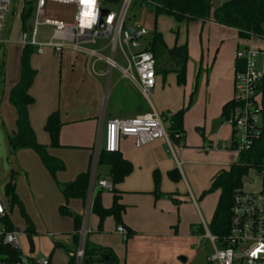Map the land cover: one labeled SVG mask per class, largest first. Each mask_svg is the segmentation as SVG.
<instances>
[{"label": "crops", "instance_id": "crops-1", "mask_svg": "<svg viewBox=\"0 0 264 264\" xmlns=\"http://www.w3.org/2000/svg\"><path fill=\"white\" fill-rule=\"evenodd\" d=\"M209 1L210 18L194 21H199L202 25L211 24L218 36H225L234 43V51L229 56H221L219 53L218 58L229 68L230 72L225 77L228 82L232 78L233 85L231 72L234 73L236 51L244 47L264 49V36L242 39L236 29L216 23L213 10L229 0ZM58 6L60 5L49 6V9L55 11L56 18L69 21L73 6L61 5L67 8L65 13L53 8ZM171 18L174 24H169L170 43L164 40L167 48L174 45L179 48L185 45L187 48L183 41L180 42L179 33L181 26L188 22H177ZM12 23L13 20L7 25L4 36L16 46H10L9 42L0 46V181L4 180L0 183V189L8 207L6 185L10 175L14 174V191L20 204L14 206L23 212L24 204L31 216V220L26 218L24 229L27 238L30 233L32 239L29 255L39 257L43 237L45 240V237L52 239L55 236L53 243L67 251V260L78 248L80 236L76 244L73 240L72 217V223L66 224L63 229L52 233L47 231L46 236L39 235L43 234L42 226H45V230L49 228L45 219L46 212L51 207L55 209L66 204L70 212L80 216L83 208L82 227L85 229V236L93 244L110 248L117 257L118 264H178L180 255L184 252V244H191L197 236L205 238L206 230L209 231L208 226L217 203L215 196L203 192L209 189L219 170L234 164L220 159L224 151L229 150L220 146L228 145L233 133L232 127L222 116V107L232 99L233 89L221 90L217 93L215 102H205L202 111L197 110V103L190 107V111H185L189 84L185 79L186 69L180 72L179 66L176 72L165 71L172 67L170 64L157 68L156 83L147 100L122 76L121 71L126 68L127 61L121 49L120 60L124 66L115 61L114 52L113 59L117 67H112L108 75V66L104 61H97L103 67L96 71L95 63L92 72L88 65V56L84 53L66 48L56 55L46 48L41 54H37L43 56L37 60L34 51L29 57V64L36 71L29 88L34 102L27 107V112L36 140L45 145L48 154L59 163L58 170L52 174L34 150L22 148L12 152L7 142L8 137L17 132V112L10 102L9 94L21 77L20 58L24 47L18 41L20 33L30 25L31 17L23 29L19 15L18 34L14 39L11 37ZM126 23L129 27L134 26L128 21ZM84 45L97 49L103 56L110 55L106 38L98 40L94 46ZM145 48L140 44V50ZM9 50H12L10 57ZM124 51L126 52L125 48ZM16 56L17 59L12 65L13 72L8 75L9 58L15 60ZM261 102L264 105L262 99ZM153 110L167 121L164 124L166 138L154 140L141 147H137L131 137L120 139L118 152L132 164L131 173L114 186L119 191V203L123 206L121 222H115L109 235L107 231L96 233L94 228L98 218L91 214L90 227L87 229L90 204L96 191L100 189L97 181H110L109 165H98L95 154L100 124H105L109 119L131 118ZM55 111L59 113L63 123L59 133V146L56 147L50 145V137L44 130L47 116ZM173 128L179 131L182 129V136H171ZM88 171L90 178L94 176L92 192L89 179L84 200L70 198L66 201L61 193L62 185ZM172 171L175 178L170 177ZM154 173L158 174L159 180L156 192ZM16 192L21 194L20 199ZM215 192L219 196V191ZM101 201L106 208L112 204V200L110 203L107 198ZM53 217H56V212ZM112 218L108 217L109 220ZM118 225L127 231L125 238L116 231ZM20 235L21 233L19 237ZM57 247L53 246L49 255L43 256L48 258L49 264H52V253Z\"/></svg>", "mask_w": 264, "mask_h": 264}, {"label": "built area", "instance_id": "built-area-1", "mask_svg": "<svg viewBox=\"0 0 264 264\" xmlns=\"http://www.w3.org/2000/svg\"><path fill=\"white\" fill-rule=\"evenodd\" d=\"M104 0H94L91 5H84L80 0H36L30 25L20 33L19 44L22 47H32L41 54L46 48L56 55L63 49H71L88 56V65L93 72L97 61H104L108 72L117 67L113 54L120 47L125 55L127 66L122 69V76L132 83L148 100L156 83V62L153 54L146 49H139L140 39L146 30L139 25L129 29L126 23L127 11L132 0H105L117 4L115 9L103 5ZM10 0L0 1V46L9 42L4 36L10 14ZM148 6L154 3L145 2ZM54 5L73 6L71 19L56 18L55 11L49 9ZM101 10H106L100 16ZM21 14V13H20ZM19 14V15H20ZM13 17V15H12ZM11 17V18H12ZM102 20V26L99 21ZM50 30L45 41L38 40L39 28ZM108 39L109 56L101 55L94 46L100 39ZM126 49V52L124 51ZM236 62H242L241 69L234 66L233 95L235 103L229 116L225 119L232 127V138L223 149L237 150L238 154L248 150L261 125V113L264 105L259 99L263 90L260 89L264 78V49L244 47L235 53ZM103 133V144L101 135ZM131 137L137 147L144 146L154 140L166 138L167 133L162 116L156 111L138 114L131 118L109 119L98 128V143L95 154L99 150L117 152L120 139ZM176 137H178L176 135ZM261 185L257 191L235 190L230 207L229 230L226 235L217 236L206 230V239L212 245V252L206 257V264H264V171L261 172ZM94 176L90 178V192L93 190ZM97 187L112 190L113 185L108 180H98ZM8 214L5 197L0 192V217ZM116 231L126 237L127 231L121 225ZM2 232V243L18 252L17 259L0 257V264H49L47 257H37L24 254L20 249L19 232L15 229ZM79 246L72 254L75 264H80L83 255L85 230L79 231Z\"/></svg>", "mask_w": 264, "mask_h": 264}, {"label": "trees", "instance_id": "trees-1", "mask_svg": "<svg viewBox=\"0 0 264 264\" xmlns=\"http://www.w3.org/2000/svg\"><path fill=\"white\" fill-rule=\"evenodd\" d=\"M150 1L155 4L153 12L155 18L160 14L173 17L177 22H189L193 20H208L211 16V4L209 0H140ZM31 9L23 10L20 14L22 28L25 29L27 20L31 17ZM214 21L220 25L237 30L238 36L242 39L264 36V0H229L223 2L213 10ZM150 51L156 62L157 68L164 64L172 65L165 71L184 72L188 59L186 46L177 47L174 45L167 48L163 36L156 29L153 31L148 46L145 48ZM34 52L32 47H24L20 58L21 77L19 82L10 91L9 99L17 112V132L8 137V145L12 152L18 149L30 148L34 150L42 160L43 164L54 174L59 163L47 152V147L36 140L35 134L30 126L27 107L34 102V98L29 94V88L33 82L36 71L29 64V57ZM242 62H235V68L241 69ZM260 89H264V78ZM233 100L225 103L222 107V116L226 119L234 106ZM261 125L259 132L254 138L251 147L239 153V160L231 164L227 169H221L213 178L208 190L203 194L218 190L219 196L214 209L209 232L213 235L223 236L228 233L230 222V207L232 195L235 190L242 187L243 178L250 168L258 172L264 171V107L261 113ZM63 123L57 111L50 113L44 124V130L50 137L51 146H59V133ZM183 130L171 129V136H182ZM97 164H108L110 171V181L113 188L112 204L110 207H103L101 203L102 189H98L92 198L90 211L98 218V231L102 229L103 220L112 216L116 224L121 222L123 206L119 203V191L114 187L129 175L132 171V164L117 152H106L100 149L97 156ZM173 171L170 177L175 178ZM14 174L10 175V180L6 185V195L9 197V210L14 205L20 204L16 200ZM90 179V171L81 173L74 180L62 185L61 193L67 201L70 198L84 200L87 196ZM158 174L154 173L155 192L158 190ZM59 211L63 215H69L73 219V240L77 244L79 231L82 227V217L70 212L66 204L60 206ZM2 229L10 231L13 229L8 214L0 217ZM127 236V235H126ZM28 241L32 245L31 234L28 233ZM57 247V243L54 244ZM0 257L17 259L18 252L2 243V232H0ZM118 264V259L113 251L108 247H103L91 243L85 236L83 244V255L80 264ZM66 264H75V257L70 255Z\"/></svg>", "mask_w": 264, "mask_h": 264}, {"label": "rangeland", "instance_id": "rangeland-1", "mask_svg": "<svg viewBox=\"0 0 264 264\" xmlns=\"http://www.w3.org/2000/svg\"><path fill=\"white\" fill-rule=\"evenodd\" d=\"M9 4H10V14L7 25H9L11 20H13L11 37L14 39L18 34L19 14L23 10H27L29 7H32L31 9V16H32L34 12L36 0H10ZM103 5L110 7L112 9H115L117 7V4H113L105 0L103 1ZM53 8H55L58 12L61 13L63 12L65 13L67 11V8L61 5ZM152 8L153 6H148L143 1L132 0L130 7L127 11L126 20L128 21V23L133 25H139L140 27H143L147 31L146 34L140 39V44H142L143 48L148 46L153 31L155 29L162 34L164 40L170 43L169 31L171 30H169L170 27L169 24L170 23L174 24L173 19L170 16H165V15L164 16L159 15L157 18H155ZM11 17L13 19H11ZM49 34H50L49 29L40 27L39 35L37 39L42 40L44 39V37L47 38ZM179 35H180V42L183 41V44H186L188 49V59L185 66L186 69L185 79H187L186 81L189 84V88H188L189 91L187 94L185 111L189 110L190 107L192 108V105L194 106L196 103H197V110L202 111L205 102L208 100H212V102H215L217 93L221 92V90L229 89L230 91H232L233 89L232 78H230V81L228 82L226 81V77H225L226 73H229L230 70L228 67L222 64L220 62L221 60L220 59L218 60V58L220 56L219 53L221 54V56H225V57L229 56L230 53L234 51L235 46L234 43L230 42L225 36L222 38L221 36H218L219 34L214 32L213 26L211 24L204 23L202 25L201 22L194 20L189 21L187 25L181 26ZM221 39L223 40L221 41ZM10 42L11 41H9L10 46H16L14 45V42L11 43ZM15 53L17 55V52ZM8 54L10 57L11 56L10 54H12V50H9ZM37 54L38 53L34 55L35 59L40 60L43 56H39ZM16 59L17 56L15 57V60L9 58L10 67L9 70L7 71L8 75L12 74L13 72L12 65L14 64V61H16ZM115 61L118 64L122 63V61L120 60L119 46H117L115 51ZM122 66H124L123 63ZM102 67L103 64L96 62L95 70L96 69L100 70L102 69ZM232 74L233 72H231V76ZM259 99H262L264 102V89L262 95L259 96ZM166 123L167 121L163 119V124ZM102 144H103V133L101 135V145ZM224 152L225 153L221 155L223 157H220V159L222 158L223 160L230 161V163H234V164L238 162L239 154L237 150L229 149L228 151H224ZM52 178L54 179V177ZM1 181L4 180L1 179ZM1 181L0 183H2ZM261 181H262L261 172H258L254 168H250L246 176L243 178L241 188H243V190L245 191H250V192L257 191L261 185ZM208 194L211 196H215L217 203L218 201L217 192L212 191L209 192ZM17 195L19 196L20 199L21 194L17 193ZM101 195H102L101 199L104 200V198H107L108 200H110L111 203L112 195L110 190L102 189ZM55 212H56V217L54 218L53 213ZM91 214H92L91 211H89L87 214V229L90 227V222L92 218ZM46 215L47 216L45 219L46 222L49 224V228H46L47 230H45L44 228L45 226H42L41 233L43 234H39L40 236H46L47 231L48 233H52L54 231L61 230L65 227L66 224L72 223L70 216L61 214L58 206L55 209L51 207L46 212ZM81 215L83 220V215H84L83 208ZM9 217L13 228L15 230L20 231L21 233L19 237V244L21 251L29 255L30 244L24 232L26 226V218L28 217L31 220V216L30 213L28 212V209L25 208L24 204H23V212L17 206H13L11 210H9ZM108 217H106L103 220L102 229L100 231H98V226H97L98 221L96 222L94 232L101 233L107 231V234L108 235L110 234V230L112 231V229L114 228L113 226H115V221L114 218L109 220ZM1 230H2V226L0 224V232ZM54 237L52 239L50 237H45V240L43 237V242H41L42 243L41 249L38 254L39 257L49 255V253L51 252L54 246L53 243V239L55 240ZM212 249L213 248L209 239H206L204 237L199 238L197 236L196 239L191 244L190 243L184 244V248H183L184 252L183 254L180 255V260H178L179 261L178 264H206V257L212 252ZM183 258H185L184 261L182 260ZM51 260H52V264H66L67 251L63 247L54 248Z\"/></svg>", "mask_w": 264, "mask_h": 264}, {"label": "water", "instance_id": "water-1", "mask_svg": "<svg viewBox=\"0 0 264 264\" xmlns=\"http://www.w3.org/2000/svg\"><path fill=\"white\" fill-rule=\"evenodd\" d=\"M0 1H4V2H6V1H8V0H0ZM114 1H116V0H114ZM105 12H106V10H101V12H100V16L102 17L103 14H105ZM99 26H102V20H101V19H100V21H99ZM129 29L132 31V30H133V27H129Z\"/></svg>", "mask_w": 264, "mask_h": 264}, {"label": "snow or ice", "instance_id": "snow-or-ice-1", "mask_svg": "<svg viewBox=\"0 0 264 264\" xmlns=\"http://www.w3.org/2000/svg\"><path fill=\"white\" fill-rule=\"evenodd\" d=\"M80 3L84 5H91L94 3V0H80Z\"/></svg>", "mask_w": 264, "mask_h": 264}]
</instances>
